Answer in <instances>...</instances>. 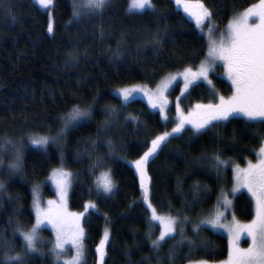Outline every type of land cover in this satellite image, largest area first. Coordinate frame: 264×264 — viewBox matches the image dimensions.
<instances>
[{"label": "trees", "instance_id": "16d2710c", "mask_svg": "<svg viewBox=\"0 0 264 264\" xmlns=\"http://www.w3.org/2000/svg\"><path fill=\"white\" fill-rule=\"evenodd\" d=\"M155 2V12L132 14L128 0H110L102 15L77 19L72 0H53L48 8L38 0H0V144L11 138L23 151L21 170L8 169L13 158L8 153L0 171V180L6 185L0 192V258L9 251L7 242H13L9 254L20 252L25 264H56L50 229L41 231L40 250L27 252L16 228L17 222L24 230L34 224L32 188L60 165L73 173L70 208L82 211L89 201L97 206L84 216L82 264H100L97 245L105 227L110 229V237L104 264H188L189 259L218 262L228 257L229 240L224 233L204 224L196 231L193 224L205 220L221 192L232 187L233 166L257 159L258 137L246 130L243 119L231 120L206 135L186 127L161 146L148 165L150 198L158 213L190 217L185 237L194 241L192 252L188 239L177 244L179 235L167 239L156 251L150 240L159 234L158 227L152 228L151 238L147 235L151 213L142 199L139 173L130 161L138 159L151 139L173 125L144 100L125 102L116 90L138 83L154 86L167 74L196 67L208 50L206 35L182 6L175 0ZM201 2L212 10L218 35L237 13L259 0ZM50 19L54 24L51 33ZM209 80L211 83L200 81L188 89L181 98L183 109L217 103L220 95H231V82L224 77L222 64L211 71ZM73 105L91 106L93 118L69 127L62 142H50L47 151L27 142L30 134L55 135L63 127L61 117ZM111 109L116 110L115 115ZM258 130L264 132V128ZM217 151L231 161L219 177L211 160ZM98 160L112 170L117 185L113 194L95 187L92 166ZM101 170L96 169V174ZM43 194L55 195L48 185ZM233 211L237 219L251 220L252 198L245 192L235 196Z\"/></svg>", "mask_w": 264, "mask_h": 264}, {"label": "snow or ice", "instance_id": "6c2138e0", "mask_svg": "<svg viewBox=\"0 0 264 264\" xmlns=\"http://www.w3.org/2000/svg\"><path fill=\"white\" fill-rule=\"evenodd\" d=\"M38 3L48 8L53 5V0H38ZM175 3L182 6L184 12L194 19L195 26L201 33L204 32L206 26L208 27L207 35L210 40L209 61L201 62L196 71H193L192 67L189 66L184 69L183 73L177 74L182 76L184 90L197 79H207L210 69L214 68L216 61L219 60L223 62V67L226 69V75L231 81L233 91L227 97L220 95L217 103H198L187 113L180 108L179 97H177L176 108L179 115L175 126L170 132L164 131L151 139L150 145L143 151V154L132 162L139 173L140 186L144 192L142 199L147 202V206L151 210L147 235L151 238L154 235L152 228L158 227L159 234L156 235L155 239L150 240L156 251L160 250L161 245L167 239H176V235H179L180 239L177 244H182L185 239H188L189 251L192 252L194 241L185 237V224L189 222L190 217L183 214L160 215L150 198L151 176L148 173V165L158 155L161 146L169 143L175 134L183 132L186 125L191 126L194 134L206 135L231 120L243 119L246 130L258 137L259 148L256 150L257 159L255 162L249 159L246 167L235 166V179L237 188L246 187L254 197L255 216L244 224L233 220L228 225H221L220 219L223 212L218 210L213 217L193 224V228L199 231L202 224L227 227L230 235L229 256L226 261H219L218 264H264V132L258 130L264 128V0H259V4L251 5L242 13L234 16L228 23L227 37H222L218 43L212 39V33L216 26L212 23L213 12L208 6L202 3L201 0H195V2L193 0H175ZM109 4L110 0H73V16L78 19L83 15H102ZM128 10L132 14H144L147 11L155 12L157 4L155 0H128ZM252 17L256 18V22H251ZM206 20L208 25L205 24ZM48 31L50 33L54 31V24L51 19L48 23ZM101 32H103L102 27ZM174 79L175 77L169 76L157 86L155 91L147 89L146 86L120 88L116 91L124 101H129L134 93L145 95L152 107L158 108L167 120L165 108L169 100L166 93L171 86V81ZM209 83H211L210 80ZM110 111L113 115L116 114L115 109ZM92 118L91 106L82 108L80 105H73L61 117L63 127L55 135L30 134L29 141L31 144L41 146L44 151H47L50 142L57 145L62 142L69 127H76L81 121ZM130 118L138 120V117L130 116ZM253 124L257 128H252ZM48 131L52 130L48 129ZM235 136L236 132L233 130V137L235 138ZM108 143L111 146L112 142L109 141ZM9 145L13 147L14 152L13 158L8 162L7 167L11 172H16L22 169L23 151L22 146H16L11 138H6L4 144H0V171L3 170L4 155L7 154L6 149ZM211 160L212 168L215 169L217 177L231 163L230 160L223 159L219 151L212 154ZM61 161L63 162V153H61ZM92 167L97 190L104 194H113L117 185L111 168H108L99 160ZM98 168L103 170L96 174ZM51 177L61 193L60 202L49 200L47 207H41L40 201L34 199L35 224L30 229L24 230L17 222L16 231L21 234L24 249L27 252H38L40 250L38 244L41 242L40 225L49 222L56 232L52 248L56 264H82L85 249L81 217L84 214L79 212L69 213L63 200L67 188L71 184L73 173L65 167L54 168ZM5 188V183L0 180V192H3ZM37 190V187L34 186V195ZM199 191L200 189L197 188V192ZM229 203L230 199L225 196L223 206L226 208ZM88 207L96 208L97 206L93 201H89ZM245 234L251 239V243L248 247L242 248L239 240ZM109 237L110 229L105 227L103 238L97 245L100 264H104ZM69 243L75 247L76 254L70 260H64L65 246ZM7 247L10 251L15 245L13 242H7ZM9 251H5L4 256L0 258V264H25V258L20 252L11 255ZM170 253L174 255L175 249L170 250ZM188 264H214V262L206 259L195 261L189 259Z\"/></svg>", "mask_w": 264, "mask_h": 264}, {"label": "rangeland", "instance_id": "374dc122", "mask_svg": "<svg viewBox=\"0 0 264 264\" xmlns=\"http://www.w3.org/2000/svg\"><path fill=\"white\" fill-rule=\"evenodd\" d=\"M73 1V0H72ZM255 4H259V2H257V3H255ZM254 5V4H253ZM250 7V6H249ZM248 7V8H249ZM43 8V7H42ZM247 9V8H246ZM245 10V9H244ZM244 10H242L241 12H239V13H237L236 15H238V14H240V13H242ZM235 15V16H236ZM251 22H256V18L255 17H252L251 18ZM208 23V21L206 20L205 21V24L206 25H208L207 24ZM227 26H228V24L223 28V30H221L219 33H218V35L217 34H215V31H213V33H212V39L213 40H215V41H217V43L220 41V39L222 38V37H224V38H226L227 37V35H228V33H227ZM207 32H208V27L206 26L205 27V29H204V34L206 35V37H207V42H208V50H207V55H206V57L204 58V60L202 61V62H208L209 61V46H210V40H209V38H208V35H207ZM201 64V63H200ZM199 64V65H200ZM219 64H222V66H223V62L222 61H219V60H217L216 61V63H215V66H214V68L217 66V65H219ZM199 65H197L196 67H192V69H193V71H196L198 68H199ZM214 68H211L210 69V71H209V75H210V73H211V71L214 69ZM183 71H184V69H182V70H179V71H175V72H172V73H170V74H167L160 82H158L156 85H154V86H151V85H148V84H145V83H138V84H135V85H131V86H125V87H119L118 89H120V88H132V87H134V86H146L147 87V89H149V90H152V91H155L156 90V88H157V86L163 81V80H166L169 76H173V77H175V79L173 80V81H171V86L169 87V89H168V91H167V93H166V95L168 96V100H169V103H168V105L166 106V108H165V112H166V114H167V120H165V118H164V115L160 112V110L158 109V108H153L152 107V105L149 103V101H148V99H147V97L145 96V95H143V94H137V93H134L133 94V96L130 98V100H132V99H136V98H139V99H142V100H144L148 105H149V107H151V109L152 110H156L157 112H159L160 113V115H161V117L163 118V120L164 121H166V122H172V128L175 126V123H176V121H177V119H178V110H177V108H176V102H177V97H179V104H180V108L181 109H183V107H182V105H181V98L183 97V95L188 91V89L191 87V86H193L194 84H196V83H198V82H200V81H206V82H209V76H208V78L207 79H204V78H200V79H197V80H195V81H193L192 82V84L186 89V90H184V84H183V79H182V76H179V75H177L178 73H183ZM223 75H224V77L226 78V79H228L229 80V78L227 77V75H226V69L223 67ZM230 81V80H229ZM231 82V81H230ZM117 89V90H118ZM178 90V92L176 93V94H174L175 93V90ZM117 92V91H116ZM121 97V96H120ZM122 98V97H121ZM122 100H123V98H122ZM129 100V101H130ZM124 101V100H123ZM125 102H127V101H125ZM195 105L196 104H194L193 106H191L190 108H187V109H183L184 110V112L185 113H187V112H189V111H191L194 107H195ZM186 127H191L190 125H186L185 126V128ZM172 128L170 129V130H168L169 132L172 130ZM28 141V143L30 144V145H33V144H31L30 143V141H29V138L27 139ZM11 145H9L8 147H7V149H6V153L8 154V153H11V154H13V152H14V150H13V147L11 146ZM34 146H36V147H41V146H38V145H34ZM133 161H135V160H132V161H130L131 162V164L134 166V164L132 163ZM256 161V160H255ZM255 161H253V162H255ZM235 166L236 165H234L233 166V184H232V187L228 190V191H226V190H224L223 192H221V194H220V196H219V198H218V201H217V206L214 208V210L212 211V212H210V215L206 218V219H208V218H211V217H213L215 214H216V212L219 210V211H221V212H223V216L221 217V219H220V224L221 225H228V224H230V223H232L233 222V220H235V221H239L241 224H244V223H247V222H249V221H242V220H239V219H237V217L235 216V213H234V211H233V202H234V198H235V196H237L238 194H240L241 192H245V193H247L251 198H252V200H253V204H254V216H255V200H254V197L252 196V194H251V192H249L248 191V189L246 188V187H239V188H237V185H236V179H235V176H236V173H235ZM247 166V164L246 165H241L240 167H246ZM60 167H64V166H62V165H60V166H57V167H55V168H60ZM134 168H135V166H134ZM52 172V171H51ZM51 172H50V174H49V176L43 181V182H41V183H39V184H37V185H35L36 187H37V192L35 193V195H34V193H33V188H32V193H33V199H32V209H33V212H34V215H35V220H36V211H35V208H34V199H38L39 201H40V204H41V207H47V202L49 201V200H52V201H56L57 203H59L60 202V200H61V193H60V191L58 190V188H57V185H56V183L53 181V179H52V177H51ZM73 180V179H72ZM46 185H48L53 191H54V193H55V195L54 196H52V197H47V196H45L44 194H43V189H44V187L46 186ZM71 188H72V181H71V184H70V186L67 188V191H66V194H65V196H64V198H63V200H64V204H65V207H66V210L69 212V213H83L84 215L81 217V225H82V227H83V229H84V239H83V243H84V249H85V226H84V216H85V214L87 213V211L89 210V209H91V208H89L88 207V204L86 205V207L82 210V211H75V210H72L71 208H70V206H69V195H70V192H71ZM143 195H144V192H143ZM143 195H142V197H143ZM225 196H227L229 199H230V203L228 204V206L225 208L224 206H223V201H224V199H225ZM150 213H151V210H150ZM158 214H160V215H170V214H166V213H158ZM254 216H253V218H254ZM252 218V219H253ZM251 219V220H252ZM158 223V222H157ZM34 224H35V222H34ZM33 224V225H34ZM32 225V226H33ZM31 226V227H32ZM210 227H212L214 230H216V231H219V232H222V233H224L226 236H227V238H228V240H229V249H230V235H229V232H228V230H227V227H222V226H212V225H209ZM30 227V228H31ZM29 228V229H30ZM44 228H48V229H50L51 231H52V237L50 238V240H51V243H52V248H53V244H54V242H55V238H56V232H55V229L53 228V226H52V224L51 223H49V222H44V223H42L41 225H40V229H39V234H40V237L41 238H43L42 236V234H41V231H42V229H44ZM156 238V237H155ZM154 238V239H155ZM44 239V238H43ZM46 240V239H45ZM47 241V240H46ZM251 243V239L245 234V235H242L241 237H240V240H239V244H240V246L242 247V248H246V247H248L249 246V244ZM65 256H64V260H70L73 256H75V254H76V250H75V247L73 246V245H71L70 243L69 244H67L66 246H65ZM229 256V255H228ZM228 259V257L227 258H225L224 260H222V261H226ZM84 260H85V257H84ZM84 262V261H83ZM82 262V263H83ZM219 262V261H218ZM218 262H214V264H218Z\"/></svg>", "mask_w": 264, "mask_h": 264}]
</instances>
